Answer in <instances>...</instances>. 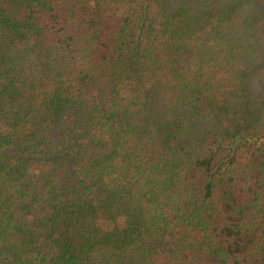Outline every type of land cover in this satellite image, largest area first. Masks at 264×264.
<instances>
[{
	"label": "trees",
	"instance_id": "1",
	"mask_svg": "<svg viewBox=\"0 0 264 264\" xmlns=\"http://www.w3.org/2000/svg\"><path fill=\"white\" fill-rule=\"evenodd\" d=\"M0 264H264V0H0Z\"/></svg>",
	"mask_w": 264,
	"mask_h": 264
}]
</instances>
